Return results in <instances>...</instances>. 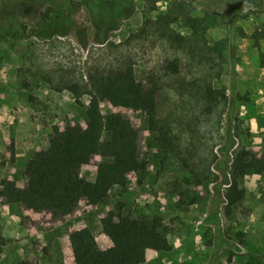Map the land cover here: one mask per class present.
<instances>
[{"label": "rangeland", "instance_id": "rangeland-1", "mask_svg": "<svg viewBox=\"0 0 264 264\" xmlns=\"http://www.w3.org/2000/svg\"><path fill=\"white\" fill-rule=\"evenodd\" d=\"M73 3L82 4L71 15L72 28L65 37L14 38L24 27L25 34L42 31L43 13L68 10ZM261 3L264 0H0V191L4 180L25 187V168L48 147L53 127L65 128L67 123L86 126L89 98H82L79 105L69 92H59L60 77L80 80L84 76L86 80L92 67L131 62L137 79L145 80L173 53L157 45L152 35L133 40L131 36L146 19L161 17L173 5H186L192 17L207 19L209 41L225 47L220 61L222 77L216 82L228 93L222 115L202 116L204 104L193 95L194 90L172 106L175 117L193 127L196 117L200 118L199 133L193 135L200 159L196 171L205 173L210 167L214 176L198 185L175 152L159 148L146 115L103 103L105 117H123L138 130L150 162L147 174L131 177L129 190L122 196L115 192L113 201L126 202V211L161 213L176 230L170 237L173 252H146L142 264H264V177L251 175L243 180L247 200L229 215L224 199L237 148L244 146L256 156H264V107H253L252 95L242 90L246 88L239 90L231 84L235 67L246 64L239 56L250 55L255 46L264 51V39H254L264 34V4L262 9H249L241 15L246 20L259 14L263 19L260 27L237 26V8H256ZM237 74L241 72L237 70ZM252 120L261 121L258 128ZM107 163L100 157L82 159V178L95 182L99 168ZM113 212L111 204L81 199L73 216L54 221L52 216L6 206L0 199V234L6 239L0 264H74L71 245L83 233L106 250L112 243L101 220L112 218ZM47 245L53 249L54 261L48 260Z\"/></svg>", "mask_w": 264, "mask_h": 264}, {"label": "trees", "instance_id": "trees-1", "mask_svg": "<svg viewBox=\"0 0 264 264\" xmlns=\"http://www.w3.org/2000/svg\"><path fill=\"white\" fill-rule=\"evenodd\" d=\"M82 3H73L68 10L49 9L42 14V31L25 34L24 27L14 38L65 37L72 28L71 15ZM209 29L206 18L192 17L186 5H173L161 17L146 19L131 36L133 40L152 35L157 45L173 53V57L166 58L145 80L137 79L131 62L92 67L86 80L84 76L80 80L60 77L59 92H69L79 105L82 98H89L85 111L87 124L53 127L48 147L39 151L25 168V187L4 180L0 199L6 206L49 213L54 221L73 216L81 199L102 206L113 205L112 218L101 220L102 230L112 246L103 250L91 235L83 233L71 245L75 264H142L140 259L146 252L159 255L173 252L170 237L176 230L163 214L126 211L128 205L122 201L114 204V193L118 192V196L126 193L130 178L146 175L150 162L134 125L123 117H105L102 104L142 112L159 148L175 152L190 174L196 176L194 181L198 185L210 181L214 176L210 167L205 173L196 171L200 159L193 135L199 133L200 118L196 117L197 125L193 127L183 118L175 117L172 107L193 90L196 91L193 95L197 94L204 104L201 115L207 118L220 117L228 103L227 89L216 86L222 77L220 61L225 47L221 42L209 41ZM254 39H264V34ZM259 55L264 69V51ZM93 157L108 163L99 168L95 182H89L82 178L81 160ZM230 163L227 178L230 176L231 180L227 179L224 194L228 215L231 209L241 207L247 200L243 180L251 175L264 177V156L258 157L239 146ZM5 246L6 239L0 234V260Z\"/></svg>", "mask_w": 264, "mask_h": 264}, {"label": "crops", "instance_id": "crops-1", "mask_svg": "<svg viewBox=\"0 0 264 264\" xmlns=\"http://www.w3.org/2000/svg\"><path fill=\"white\" fill-rule=\"evenodd\" d=\"M264 3H261L260 5H258L256 8L252 7V6H247L244 7L239 6L237 8V19H236V23L238 24L237 26H244V24L247 25H253L254 27H260L263 24V19L259 16V14H257V16H250V18L243 20L241 15L243 12H245L246 10H256V9H262ZM247 8V9H245ZM258 9V10H259ZM248 46L250 48H252V44L251 42H248ZM244 54V53H242ZM242 57V61L246 62L244 67H240V66H236L235 70H234V80H232V87H240L238 88L239 90L242 89V87L246 88V89H242V90H247L246 94H250L252 95V102H253V107H256V105L254 104H258L261 105L262 107H264V85H263V81H264V69L261 68V63H260V55H259V49L258 47L255 46L254 48V52H252L250 55H242L239 56ZM237 70L239 72H241L240 76L237 74ZM236 72V73H235ZM237 74V76L235 77V75ZM242 79L244 80L245 83H243ZM244 92V91H243ZM248 111V110H247ZM254 119H256V117H254ZM254 125H256V127H259V124H261V121H257V120H252ZM257 127V128H258ZM264 132V129L261 131ZM36 215H47L49 218H51V214L49 213H45V212H35V211H30ZM62 220V219H60ZM59 221V220H58ZM57 244V243H55ZM50 248L52 249L51 246H46L45 250H48V260L50 261H54V257H53V249L50 250ZM55 248V247H54ZM75 264V263H74Z\"/></svg>", "mask_w": 264, "mask_h": 264}, {"label": "built area", "instance_id": "built-area-1", "mask_svg": "<svg viewBox=\"0 0 264 264\" xmlns=\"http://www.w3.org/2000/svg\"><path fill=\"white\" fill-rule=\"evenodd\" d=\"M232 158H233V156H232ZM230 165H231V163H230ZM226 188H227V186H226ZM225 204H226V206H227V203L225 202Z\"/></svg>", "mask_w": 264, "mask_h": 264}]
</instances>
